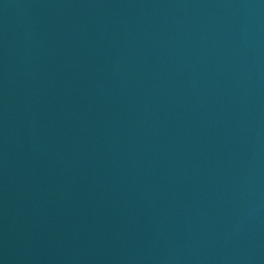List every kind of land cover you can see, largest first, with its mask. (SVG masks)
I'll use <instances>...</instances> for the list:
<instances>
[{"label":"water","instance_id":"1","mask_svg":"<svg viewBox=\"0 0 264 264\" xmlns=\"http://www.w3.org/2000/svg\"><path fill=\"white\" fill-rule=\"evenodd\" d=\"M0 264H264V0H0Z\"/></svg>","mask_w":264,"mask_h":264}]
</instances>
